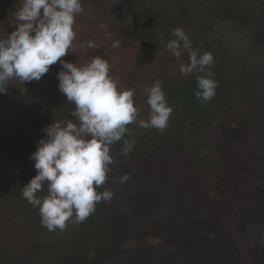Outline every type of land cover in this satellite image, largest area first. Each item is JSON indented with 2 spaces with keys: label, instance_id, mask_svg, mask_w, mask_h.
<instances>
[{
  "label": "trees",
  "instance_id": "16d2710c",
  "mask_svg": "<svg viewBox=\"0 0 264 264\" xmlns=\"http://www.w3.org/2000/svg\"><path fill=\"white\" fill-rule=\"evenodd\" d=\"M22 2L0 0V38L15 29V12ZM82 5L84 11L74 24L75 47L61 59L83 65L99 55L108 60L110 74L120 88L135 90L139 115L137 122L127 126L129 131L123 139L133 142L131 153L136 152L137 157L147 155L151 148L155 151L150 150V156L158 157L169 143L173 144V155L174 150L182 149L179 136L195 140L200 133L208 132L215 116L211 104L195 98L197 73L180 72L181 63L188 62V53L182 51L177 60L159 37L165 34L175 38L172 32L177 27L187 35L199 36L207 26L212 31L213 25L230 21L249 33L264 63V0H82ZM88 41L98 48L81 47ZM113 41H119V47L113 48ZM192 47L202 53L198 46ZM60 70L58 61L39 81L21 84L12 78L7 82V93L0 94V167L13 161L19 150L22 152L18 136L21 129L44 137L41 129L53 120L72 118L74 105L58 89ZM157 80L173 108L163 131L144 129L138 123L148 118L143 87ZM219 127L222 130L217 131V146L229 174L213 186L217 198L201 192L203 182L192 172L191 163L179 166L171 158L163 163L156 161L158 164L139 160L132 167L115 159L109 182L98 189L112 191L119 185L116 193L112 191L111 201L98 203L93 214L82 223L75 222L74 228L59 239L34 242L30 249L33 261L35 257L42 264H264V200L257 192L264 184V154L250 147L247 124L241 130L229 126L226 130L225 123ZM123 139L111 146L114 157L121 155ZM199 157L215 166L210 154ZM137 166L139 171H132ZM124 175L129 178L121 184L119 178ZM255 175L257 184L251 181ZM46 192L47 185L38 195ZM165 205L170 207L168 214L158 211ZM11 206L0 200V215ZM14 207L21 208L19 204ZM153 208L156 210L151 211ZM158 214L162 216L156 220ZM1 220L3 246V238L10 231L3 230L9 221ZM39 224L44 232H50ZM147 236L163 239L156 253ZM131 241L134 248L123 247Z\"/></svg>",
  "mask_w": 264,
  "mask_h": 264
},
{
  "label": "clouds",
  "instance_id": "9594fccd",
  "mask_svg": "<svg viewBox=\"0 0 264 264\" xmlns=\"http://www.w3.org/2000/svg\"><path fill=\"white\" fill-rule=\"evenodd\" d=\"M84 11L82 0H23L15 12V29L0 38V94L8 91L7 82L39 81L58 61V89L74 105L71 119L63 118L41 129L46 135L36 142L31 153L37 174L22 188V197L38 209L40 222L48 231H61L67 222H84L96 211L101 201L109 202L114 193L102 189L109 178L115 158L111 146L128 133V125L137 122L138 108L134 104V89L119 87L110 74V64L99 55L83 65L62 60L75 47L76 17ZM174 39L166 49L179 60L182 51L188 62L181 63L182 74L197 73L195 98L211 101L216 95L217 81L211 71L214 57L210 52L193 49L185 31L174 28ZM113 48L119 41H113ZM81 47L96 49L88 41ZM149 106L148 118L139 120V127L163 131L173 112L162 83L157 80L143 87ZM121 154L128 156L133 142L123 139ZM124 175L121 184L128 180ZM115 182V181H114ZM47 185V194L38 195Z\"/></svg>",
  "mask_w": 264,
  "mask_h": 264
},
{
  "label": "rangeland",
  "instance_id": "374dc122",
  "mask_svg": "<svg viewBox=\"0 0 264 264\" xmlns=\"http://www.w3.org/2000/svg\"><path fill=\"white\" fill-rule=\"evenodd\" d=\"M213 26L215 27L214 30L210 31L211 26H207L200 31L201 35L198 34L199 36L188 34L192 44L201 48L202 53L207 51L214 57V65L211 71L214 73V79L218 86L215 90V97L208 102L215 112L211 125L207 127L208 132L200 133L193 141L186 140L185 135L182 134L179 136L182 149L174 150L176 153L173 155H170L171 149H174L173 144L169 143L167 149L161 150L162 153L158 157L150 156V150H154L151 148L147 155L142 154L137 157L136 152H134L128 156L116 155L117 158H114L119 159L126 166L129 163L132 167L139 160L151 164L156 161L163 163L169 161L170 158L179 166L192 164V172L197 175L199 182H203L200 187L201 192H207L212 197H216L213 186L223 175L229 174L226 165L221 163L219 147L217 146V131L222 130L219 126L225 123L227 124L226 130L229 129L228 126L231 130H241L247 124V130L246 128L243 130H246L251 138L250 147H255L258 152L262 150L261 144L264 143V63L261 55L256 53L247 31L240 29L230 21L220 22ZM171 39L174 38L165 34L158 38L162 44H167ZM136 105L137 103H135ZM136 132L138 134V131ZM18 136L22 141V152L19 150L20 153H17L13 161L2 165V168L0 167V200L13 205L9 211L5 212V215H0V220L2 218L9 221L3 230L10 231L9 236L5 234V237L3 236L5 243L2 242L1 245L3 246H0V264H4L6 261H9V264H24L23 262L37 264L38 261L35 257L33 261L31 256L33 253L30 249L33 243L37 241L52 242L59 239V236L69 233L71 228H74L75 218L73 217L70 223L67 222V226L62 231L56 229L46 233L44 229L39 227L38 209L29 204L21 193L22 188L37 174L34 169V161L30 159V155L36 150V142L43 137H34L22 129ZM195 154L202 156L210 154L215 166H211L209 160ZM132 171H139V166L132 168ZM251 181L257 184L259 182L258 175H255ZM119 189L118 185L112 191L116 193ZM259 190L264 198V186L260 187ZM17 204L21 206L20 209L14 207ZM159 209L158 211L164 214L170 212L168 205ZM154 210L156 208L151 209V211ZM161 216L158 214L156 220ZM152 217H154L153 214ZM147 241L155 246L156 249L153 253H156L157 249L163 245V239L160 237L147 236ZM123 247L134 248L135 242L126 243ZM38 264H42V262L39 261Z\"/></svg>",
  "mask_w": 264,
  "mask_h": 264
},
{
  "label": "flooded vegetation",
  "instance_id": "af4514ba",
  "mask_svg": "<svg viewBox=\"0 0 264 264\" xmlns=\"http://www.w3.org/2000/svg\"><path fill=\"white\" fill-rule=\"evenodd\" d=\"M261 147H262V150H261V152H259V154H264V151H263V149H264V143L263 144H261ZM195 155H197L198 157H199V154H195ZM223 158H221V160H222ZM264 161V160H263ZM225 165H226V163H225ZM261 174L263 175L262 177H263V179H264V172H261ZM224 176L225 175H223L221 178H224ZM263 186H264V184H263ZM257 189H259V188H257ZM257 192H259V194H261L262 192L261 191H257ZM262 195V194H261ZM263 200H264V198H263Z\"/></svg>",
  "mask_w": 264,
  "mask_h": 264
}]
</instances>
